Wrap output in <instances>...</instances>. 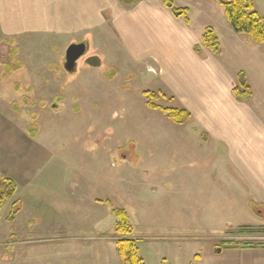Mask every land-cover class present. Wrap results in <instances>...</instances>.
Wrapping results in <instances>:
<instances>
[{"label": "crops", "instance_id": "1", "mask_svg": "<svg viewBox=\"0 0 264 264\" xmlns=\"http://www.w3.org/2000/svg\"><path fill=\"white\" fill-rule=\"evenodd\" d=\"M209 1L171 0L174 7L188 9L185 22L182 17H175L161 0H0L3 63H13L19 54L29 58V48H50L52 52L60 46L62 49L53 56L64 53V62L65 51L72 43L83 42L85 52L87 48L92 51L77 59L86 66L67 71L63 64L65 71L74 72L69 79L62 76L56 61L53 63L48 57L36 59L29 75L32 84L25 92L19 87L13 92L21 95L23 109L36 100L40 103L43 97L35 100V94H39L48 101L60 100L62 111L67 104L68 109L80 111L79 104L96 103L89 90L93 95H106L105 83L115 82L120 88L125 87L120 91L117 86V92L127 93L138 80H143L142 95H154L153 99L146 97V106L151 100L160 107L188 112L187 121L178 124L160 108L147 106L151 111L159 109L166 120L157 125L156 138L143 132L142 141L157 142V159H171L172 170H144L155 172L156 181L153 179L149 185L139 182L137 188L144 187L142 195L150 191L146 198L164 196L173 217L187 208L190 225L199 230L206 226L264 222V120L253 103L254 96H260L264 108V59L258 46L253 49V65L238 59L239 47L249 46L250 42L240 38L226 16L220 30L228 39L222 44L211 25ZM252 1L264 20V0ZM206 27H211L218 38V54L202 46L201 35ZM91 56L97 57L100 64L104 60L110 73H99L97 66L88 65L86 60ZM231 58L237 63L235 68L226 64ZM17 64L14 61L13 72L22 69ZM240 80L250 88L248 97H238L235 92L243 91ZM81 87L86 90L85 98L75 97ZM154 99L175 101L176 107L159 105ZM32 113L12 112L6 101L0 99V179L7 178L16 184L12 202L19 198L21 189L31 193V202L39 208L42 191L51 190L61 203L71 200L81 206V202L90 201L97 207L88 213L99 216L110 210L113 214L109 198L116 188L126 202L138 198L139 189L132 188L130 170H125L126 176L122 178L125 187L127 183L129 187L123 189L121 181L115 187L117 179L111 170H67L63 162H51L55 150L49 140H40L37 134L29 132L35 121ZM102 199L108 200V204ZM42 204L51 213V208L56 211L50 194ZM33 224L29 231L37 230L36 223ZM171 224L174 228L181 226L179 220Z\"/></svg>", "mask_w": 264, "mask_h": 264}, {"label": "rangeland", "instance_id": "2", "mask_svg": "<svg viewBox=\"0 0 264 264\" xmlns=\"http://www.w3.org/2000/svg\"><path fill=\"white\" fill-rule=\"evenodd\" d=\"M209 2L212 4L211 25L225 45L228 37L225 38L220 30L221 25L226 22L225 13L215 0ZM240 38L250 43L249 46L239 47L238 59L244 64L253 65L254 46H258L257 51L262 53L264 59V43L256 45L244 34H241ZM29 49L30 51H27L29 58L25 54H19L14 58L22 69L13 72L14 61L3 63L5 57L0 48V99L6 101L8 110L12 112L16 110L19 115H26L29 110L33 111L31 118L35 121L32 122L29 132L37 134L40 140H49V145L55 150V158L51 162H63L67 170H111L117 179L115 187L121 181L123 189L129 187L128 183L125 187L122 178L126 176L125 170H130L133 174L134 190L139 182L149 185L153 179L156 181L155 172L144 170H172L171 159L165 162L157 159V142L142 141L143 132L156 138L157 125L162 120H166L159 109L151 111L146 106L147 99L142 95L143 80H138V84L132 86L127 93L117 92L119 85L115 82L105 83L106 95H93L92 90H89L96 103H92L93 106L79 104L80 111H77V108L68 109L67 103L65 105L67 107L62 111L60 100L48 101L44 95L39 94H35V100L43 97L40 103L36 100L23 109L21 95L13 92L18 87L21 92H25L27 86L32 84L29 75L36 59L48 57L51 62L56 61L59 70L63 71L61 74L64 78L69 79L74 74L62 68L64 53L60 56L58 54L57 57L53 56L62 49L60 46L52 49L54 54L49 50L50 48ZM91 52V49L87 48L85 54ZM229 62L226 64H231L233 68L237 66L232 58ZM237 62L241 61L237 60ZM81 65L86 66L80 60L75 63L78 69ZM97 68L99 73L111 71L104 60ZM123 88L125 87H119V90L124 91ZM85 93L86 90L81 87L78 96L75 97L85 98L83 96ZM73 94L74 92L70 95ZM67 98L69 99L68 94ZM153 101L159 105L176 107L175 101L172 103L163 99ZM253 103L257 106L256 112L264 120V108L261 107L260 96L255 95ZM15 106H19V109ZM50 166L51 170H54L53 163ZM113 175L111 178L114 177ZM107 177L105 173V178ZM143 188L142 186L141 189L137 188L138 198L129 202H126L125 196L117 188H111L114 189V193L110 196L109 203L114 208H112L113 214L110 210L99 216L88 213V210L92 212L97 207L91 205L90 201L81 202V206L71 200L61 203L51 190L42 191L41 205L35 208L31 202V193L20 189L18 199L23 203V207L15 217L14 223L6 220L12 198L5 202L0 213V264H123L117 252V242L120 239L136 242L138 256L144 264H264V248L239 247L243 241L263 240L264 222L259 221L245 226L225 224L219 228L206 226L207 228L199 230L190 225L187 208H182L180 214L177 213L173 217L171 206H166L167 202L163 201L164 196L162 199L160 196L146 198L150 191L142 195L145 192ZM102 193L107 195L105 191ZM151 193L155 194V192ZM47 194L51 195L56 204V211L51 208L54 213L42 204ZM104 202L108 204V200ZM143 207L144 214H141L139 211ZM117 209L124 210L129 215H127L130 227L128 235L121 236L116 231L115 210ZM142 216L144 220L141 219ZM175 220H179L181 226L176 225L174 228L171 222ZM33 222L36 223L37 230L29 231L34 226Z\"/></svg>", "mask_w": 264, "mask_h": 264}, {"label": "trees", "instance_id": "3", "mask_svg": "<svg viewBox=\"0 0 264 264\" xmlns=\"http://www.w3.org/2000/svg\"><path fill=\"white\" fill-rule=\"evenodd\" d=\"M162 3L170 9L175 17H182L185 22H188V9L177 8L172 5L171 0H161ZM223 8L225 16L233 30L238 34L247 35L252 41L257 43L264 42V20L256 10L252 0H215ZM202 46L212 50L214 53H219V41L211 27H206L201 35ZM243 85V91L236 89L238 97H248L250 95L249 86L240 80ZM145 97L153 99L154 95L149 92H144ZM147 106L151 109L160 108L173 122L183 123L189 118V114L185 110L160 107L150 101ZM16 192V184L7 178L0 179V213L7 200L14 197ZM21 203L16 200L12 202L9 214L6 216L7 221H12L17 212L20 210ZM117 217L116 231L121 236L128 235L130 227L127 222V214L123 210H115ZM1 219V216H0ZM241 248L260 249L264 248V239L261 241H243ZM117 252L123 264H144L143 260L138 256V247L134 240L120 239L117 242Z\"/></svg>", "mask_w": 264, "mask_h": 264}, {"label": "water", "instance_id": "4", "mask_svg": "<svg viewBox=\"0 0 264 264\" xmlns=\"http://www.w3.org/2000/svg\"><path fill=\"white\" fill-rule=\"evenodd\" d=\"M85 53V44L82 43H72L65 51V62L64 68L67 71H72L75 67V62ZM86 63L90 66H98L100 61L97 57H88Z\"/></svg>", "mask_w": 264, "mask_h": 264}]
</instances>
